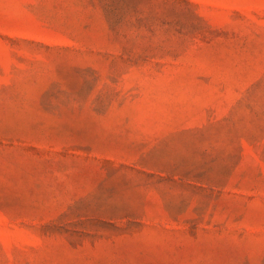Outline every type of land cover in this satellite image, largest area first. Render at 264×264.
<instances>
[{
    "label": "rangeland",
    "instance_id": "374dc122",
    "mask_svg": "<svg viewBox=\"0 0 264 264\" xmlns=\"http://www.w3.org/2000/svg\"><path fill=\"white\" fill-rule=\"evenodd\" d=\"M0 264H264V0H0Z\"/></svg>",
    "mask_w": 264,
    "mask_h": 264
}]
</instances>
